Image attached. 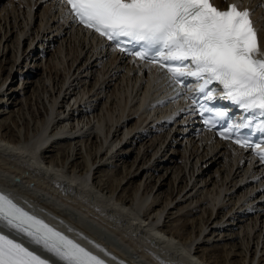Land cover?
<instances>
[{"label": "bare ground", "instance_id": "obj_1", "mask_svg": "<svg viewBox=\"0 0 264 264\" xmlns=\"http://www.w3.org/2000/svg\"><path fill=\"white\" fill-rule=\"evenodd\" d=\"M40 1L25 11L16 2L0 6V54L11 62L2 78L8 62L0 60V189L125 264H254L257 256L264 264L259 164L250 170L246 155L237 160L224 145L195 141L194 123L179 112L174 120V108L158 103L162 84L109 59L105 47L60 22L54 0ZM252 16L264 48V0ZM40 54H49L43 66ZM15 67L22 85L5 88ZM122 96L129 107L116 117ZM165 177L172 184L163 196Z\"/></svg>", "mask_w": 264, "mask_h": 264}, {"label": "snow or ice", "instance_id": "obj_2", "mask_svg": "<svg viewBox=\"0 0 264 264\" xmlns=\"http://www.w3.org/2000/svg\"><path fill=\"white\" fill-rule=\"evenodd\" d=\"M60 2L67 5L74 22L121 53L158 65L172 83L189 88L191 78L196 95L187 98L203 123L209 129L221 125V139L255 151L258 162L264 164V142L254 143L251 136L241 134L248 129L264 135V51L251 19L253 12L242 7L243 0L224 10L211 0ZM217 94L242 110L238 121L230 119L228 110L210 106ZM94 247L99 254L26 210L10 194L0 192V264H125L106 248ZM158 264L169 262L159 260Z\"/></svg>", "mask_w": 264, "mask_h": 264}, {"label": "rangeland", "instance_id": "obj_3", "mask_svg": "<svg viewBox=\"0 0 264 264\" xmlns=\"http://www.w3.org/2000/svg\"><path fill=\"white\" fill-rule=\"evenodd\" d=\"M10 2V1H9ZM12 4V3H11ZM31 26V25H30ZM30 26L28 27V29L30 28ZM3 44V43H2ZM25 45H27V42H25ZM55 46H57L56 44H55ZM26 46H24V48H25ZM22 50H23V46H22V48H21ZM72 50H74L73 52H72V54L73 55H71V58H77V49H76V47L75 48H73ZM65 51H67L68 52V50H65ZM75 52H76V54H75ZM73 56V57H72ZM9 58V57H8ZM40 59H41V61H40V63H43L42 62V55H41V57H39ZM73 58V59H74ZM10 59V58H9ZM46 59V58H45ZM48 59V58H47ZM0 60L3 62V61H5V59L4 58H1V54H0ZM11 60V59H10ZM7 61V60H6ZM5 61V62H6ZM45 61V60H44ZM84 60L82 59H79V61L76 63V65L74 66V69H75V67L79 64V67L83 64L82 62H83ZM8 62V61H7ZM19 63V64H18ZM18 63H17V65H20V68H21V70L22 71H24V69H25V67H24V65L25 64H21L22 62L19 60L18 61ZM39 62H37L35 65H39L40 64ZM10 64H11V62H8V63H2V65L4 66V69L6 70V71H4V74H3V76H2V78H7V75H8V71L10 70ZM16 65V66H17ZM34 65V63H32L31 65H30V67L31 66H33ZM42 66H43V64H41ZM62 65H60V68H62L61 67ZM44 68V67H43ZM16 69H17V67H15V69H14V71L12 72V75H11V77H10V81L8 82V84H7V86L5 87V88H9V86H12L13 85V83H14V85H13V88H16V86L17 85H22V82H19L18 83V76L17 75H15V71H16ZM73 69V70H74ZM62 70V69H61ZM15 75V76H14ZM90 75V74H89ZM88 75V76H89ZM36 79V78H35ZM74 80V79H73ZM14 81V82H13ZM20 87V86H19ZM31 88V89H30ZM29 88V90H28V92L25 94V96L27 97V96H29V92L30 91H32V87H30ZM121 97H119V99H120ZM124 100H123V99ZM122 98L119 100L118 99V101L116 102V104L114 105L115 107H114V111H115V116L116 117H118L119 116V114H121V113H119V112H121L122 111V108L124 107V105L125 104H127V102H128V104L126 105V107L128 106L129 107V101L127 100L126 101V99L125 98H127V97H124V96H122ZM122 100V104L120 105V101ZM118 105H120V106H118ZM117 106H118V109H117ZM119 107H122V108H119ZM116 108V109H115ZM119 109H121V110H119ZM116 114H118V115H116ZM133 122H135V120L133 121ZM167 144H168V142H167ZM167 144H166V146H167ZM166 147L164 146V149H165ZM162 154V153H161ZM131 157H133V156H131ZM181 157V156H180ZM179 159V157L177 158V161H179L178 160ZM127 161H132V159L130 158V159H128ZM180 164V163H179ZM195 164V165H194ZM197 163H195V160L192 162V167L194 166H196V168H195V170H197V169H200L199 167L202 165L201 163H199V164H197ZM118 165H120V163L118 164ZM191 166V164L188 166V168ZM222 167V164L220 165V166H217V165H214V166H212L208 171H206L205 173H204V175H203V177H206V175H211L212 173L214 174V176L216 175V172H214V171H219V169ZM222 169V168H221ZM201 171H203V170H201ZM170 172H171V170H169L168 172H167V176H169V178L171 177V175H168V174H170ZM164 173V172H163ZM221 173V172H220ZM160 174H162V173H160ZM159 174V175H160ZM212 174V175H213ZM166 176V177H167ZM166 177L165 178H162L161 180H160V184L161 183H167L168 184V186L167 185H165L162 189H161V194L163 195V196H165L166 194H167V187L168 188H171L170 186H171V184H172V182L170 181V183H169V178L168 179H166ZM209 179V178H208ZM155 180V179H154ZM159 183L157 184V187L153 190V192H152V194H151V197H150V199H152L154 196H155V192H156V190H157V188H159ZM191 185L189 186V187H191L192 186V182L190 183ZM176 186H177V184H176ZM260 194L261 193H258V194H256V197H259L260 196ZM161 198V196H159L158 197V200H162V199H160ZM219 217H218V219H220V218H222V214L221 213H219V215H218ZM227 219V218H226ZM225 221V219L223 220V222ZM177 224H179V222L177 223ZM221 224H223V223H221ZM254 242H255V240H254ZM252 243V242H251ZM236 244V243H235ZM217 249V248H216ZM216 249H215V251H216ZM235 249H237V247L235 248ZM214 250V249H213ZM218 250V249H217ZM252 251H253V249H252ZM217 253H220V254H222V252H221V250L220 251H218V252H216V254ZM210 254V257H211V253H209ZM219 254V255H220ZM214 257V256H213ZM213 257H212V259H213ZM257 259H258V256L257 257H255V263L254 264H256L257 263ZM221 260V259H220ZM223 260V259H222Z\"/></svg>", "mask_w": 264, "mask_h": 264}]
</instances>
